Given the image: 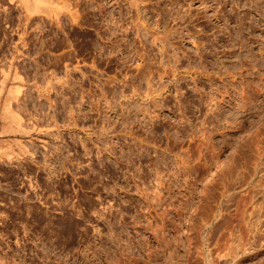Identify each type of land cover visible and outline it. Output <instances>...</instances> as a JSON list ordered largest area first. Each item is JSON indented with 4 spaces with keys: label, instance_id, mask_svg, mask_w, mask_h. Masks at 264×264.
I'll list each match as a JSON object with an SVG mask.
<instances>
[{
    "label": "rangeland",
    "instance_id": "1",
    "mask_svg": "<svg viewBox=\"0 0 264 264\" xmlns=\"http://www.w3.org/2000/svg\"><path fill=\"white\" fill-rule=\"evenodd\" d=\"M133 1L46 0L61 8L64 29L42 13L30 17L31 25L48 23L46 33L52 25L70 46L45 45L41 55L51 61L23 69L39 56L31 46L34 27L22 37L16 20L11 24L19 0H0L9 48L15 43L24 54L14 61L23 91L11 102L22 133L12 134L0 116V264H264V209L258 233L241 227L254 220L255 203L236 211L237 197L223 202L225 217H208L223 223L199 229L214 207L207 199L220 191L210 187L211 176L237 159L242 142L230 114L233 38L240 27L257 40L251 46L258 57L264 0ZM0 58V82L7 74L8 87L10 59ZM205 99L220 102L227 124L212 127ZM207 147L215 159L202 178ZM248 235L262 240L239 245Z\"/></svg>",
    "mask_w": 264,
    "mask_h": 264
},
{
    "label": "bare ground",
    "instance_id": "2",
    "mask_svg": "<svg viewBox=\"0 0 264 264\" xmlns=\"http://www.w3.org/2000/svg\"><path fill=\"white\" fill-rule=\"evenodd\" d=\"M10 1L12 2L13 0H10ZM131 2H132V0H131ZM131 2H129V3L133 4V6H134L135 0L133 1V3H131ZM137 4L138 3H136L135 6H137ZM18 5L24 11V15L21 16V14H23V13H20L22 11L20 9L21 11L18 12L20 15L17 13L16 16H11V24H14V20H16L17 26L16 25L15 26L21 27L20 28L21 30L19 29V27H18V29L22 32V33L20 32L22 37H24V35L28 33L27 32L28 27L30 28L33 25V24L31 25V23H30L31 22L30 17L33 18L32 15H35L38 13L39 14L42 13L43 15L46 14L45 16H48V17H49V15H51L50 16L51 18L49 17L47 19V17H46V20H50V19L55 18L53 20V23L55 21V25H58V29L59 28H60V30L64 29L63 26L65 23L64 22L62 23L60 16H58V15H60L59 14V11L61 10L60 7L55 6L53 8L52 6H50L51 4L46 2V0H19ZM12 6H13V4H12ZM64 7H67V4ZM16 8H17V6L14 9H16ZM64 9L68 10V8H64ZM70 13H69V15H70ZM72 13H73V11H72ZM72 13L70 15V18L68 16V19H67L68 22L71 24L76 23L75 21H77L76 20L77 15L75 13H73V14ZM11 15H12V12H11ZM5 16L7 17L8 15L5 14ZM5 18H4V21H5ZM8 18H10V14H9ZM8 18L6 19L5 22L10 23V20H8ZM38 19H39V21H41V20L45 21L44 18H37V20ZM33 22L35 23L34 25L36 26V20L35 19H34V21H32V23ZM48 22H50V21H48ZM42 23H44V25H45L46 22H41L39 24L41 26H36V27L32 26V27H34V31L30 37L32 39L31 46H33V51L35 54H38L39 56L32 59V62L27 61L28 63H23V64L21 62V64H22L21 67L23 69L28 68V66H30V63L35 67L42 68L43 64L45 65V62L47 63V62L51 61V59H47V57L45 58L44 55H41V51L45 45H48V46L52 45L53 48H59L61 45L64 46L65 44L67 46H70V42L66 43V41H63V39L59 36L60 30H58V29L56 30L55 27H51L52 26L51 25L49 27L47 33H46L43 31L44 28H42V26H44V25H42ZM252 23L250 24V26H252ZM46 24H48V23H46ZM255 24L256 23L254 22V25ZM37 25H38V22H37ZM25 26L26 27L28 26V27L26 28ZM35 30H37L39 34H41L42 32H44L46 34H43V36H41V35L38 36V33H36ZM14 31L16 33V30H14ZM8 32L9 31L7 30V28L6 29H5V27L3 28L1 23H0V33L2 35H4V37H1L3 40H0V56H3V58H4V56L6 58L9 57L10 62L9 61L8 62L10 64L8 65V67H11V85L6 87L5 81H6V78L8 77V75L5 73H4L3 78L0 82V94L3 92V95L0 96V99H3V101L0 103V116L4 120L3 122L6 121V124L8 126L7 128H11L10 132L12 134H16V133H22L23 129H22V124H21V117L13 109L11 102H12V99L17 100L18 99L17 97L23 91L22 90L23 87L20 86V84H22L21 83L22 78L20 75L17 74V70L15 67L17 64H14V61L18 58L17 56L22 54L21 53L22 49L19 47V45L15 44V43L13 44L14 45L13 47L11 45V48H9V45H10L9 43H10V39H11L10 37H12V36H9L10 34ZM48 35H50L49 39L52 42H49L46 44L45 40H46V37ZM233 39H234V45L233 44L232 45L236 47V52H234L235 51L234 50L233 51L234 53L230 54V57L233 59L232 62L233 61L234 62L232 63L230 61L231 59L229 61L233 65V68H234L233 76L234 77L236 76V80H235V83L232 84L233 85L234 105L232 107L233 111L232 112L229 111V112H231L230 113L231 115L233 113L231 125H233L235 133H237L236 135L245 136L247 133H249V135L248 136L246 135L245 137L242 136V139H241L242 142H239V145H238L239 147H238V149H236V150H238L237 151L238 157L235 156L237 159L230 160L229 163L226 165L225 169L224 168L220 169L218 172L216 171L217 173L214 177L211 176V180L209 182L210 187L212 186L213 189H215V190L219 189L220 191L217 194V196L216 195L214 197L208 196V198L210 197L209 198L210 200L207 199V202L208 201L213 202L214 205L212 203V206H214V207L213 208L207 207L208 213L206 212L207 214L204 215L205 217L203 216L204 220L202 219V221L204 223L201 225V227H199V229L203 230L202 228L205 226H208L209 228H212V229H214V228L217 229V227H219V225H220L221 220H222L221 223H223V219H220V221H219V219H217L218 222L216 221L215 223H213V219H215L217 216H219V218H220V216L223 218L225 217V215H223V216L220 215V213L223 212L222 211L223 202L228 204L227 202L232 201V203H233L234 198L237 197L236 198V200H237L236 206H238V208H235L236 211H237V209H239V207L242 208L241 210L244 211L246 207H250L252 203H255L254 204V212L257 211V213L252 212V214H254V220L250 221L249 223L243 222V225L241 224V227L243 228V227L247 226L251 230L253 229L258 233L260 230V227L263 225L260 221V215L258 213L260 210L264 209V119L261 123H260V121H257V123H255L256 122L255 119H256V117L260 118V116L264 113V48H259V49L257 48V50H259L260 52H259V55L257 54L258 57L256 58V55L254 53L255 49L253 51V48H252L253 45L252 44H254L257 40L256 41L254 40L255 41L254 42L251 39H248L242 33L240 27L237 29L236 34H235V38H233ZM19 40H21L20 37H19ZM22 40H24V38ZM24 42H25V40L22 41L21 43H19L20 46L23 45L22 47H25L28 45V47H29L30 43L28 44V43H26V42L24 43ZM16 43H17V41H16ZM11 44H12V42H11ZM89 44L90 45L92 44L94 47H96L95 41H93V40H91V42ZM3 45H8V48H6L5 51H4V49H2ZM28 47H27V55L25 54L26 56H29V52L31 50ZM18 48H20V49H18ZM101 49H103V48H101ZM22 55H24V54H22ZM213 56H216V54H214ZM217 56H219V55H217ZM20 57H19V59H20ZM223 57H226L224 53H223L221 58H223ZM22 58H23V56H22ZM25 60L26 59L23 58L22 61L24 62ZM210 60H213V59H209V61ZM218 60H219V63H221L220 59H218ZM57 61H58V59H57ZM57 61L54 60L52 62L57 63ZM209 61H207V62H209ZM0 62H1V60H0ZM16 62L18 63V61H15V63ZM227 64H229V63H227ZM213 65H215V67H216V64H213ZM222 66L224 67L225 65L222 64ZM213 68L211 67V69H213ZM204 69H206V68H204ZM227 69L229 70V68H227ZM207 71L208 70H206V72ZM204 72H205V70H204ZM43 73L44 72L42 71V74ZM15 81H20V83L18 84ZM216 90L217 89H215V91ZM105 94H106V92H105ZM207 98H209V97H207ZM201 101L202 100H200L201 105H203V103L205 104V102L207 105H210L212 103L211 107L208 109L211 112V115H209V117L207 118L210 121V124H215V125H212V127L214 126V128H217V126L221 122V120L226 121V118L221 119L219 117L220 115H224V113L226 112V111H221V108L223 106L219 104L220 102L215 101V99H205L204 102H201ZM222 101H223V99H222ZM254 117H255V119H254ZM259 118H257V119H259ZM206 122H207V120H206ZM226 124H227V121H226ZM3 127L5 128V126H3ZM252 128L254 129L253 132L250 131ZM244 148H247V151L241 152V150ZM212 149H213V146H212ZM7 152H8V150H7ZM210 152H211V150H209V148L207 147L206 152L202 156L203 158L201 157L202 161L203 160L204 161H203V163H201L199 165L200 166L199 169L197 168L199 175H201L202 178H205L209 175L210 165L213 164L212 162L215 159V158H213L214 157L213 153H211V156H209ZM201 153H203V152H201ZM8 156H10V155L8 154ZM197 165H198V163H197ZM213 193H212V195H213ZM215 197L216 198L218 197V199H215ZM253 199H255L256 201H253ZM247 205H249V206H247ZM255 205H257V206H255ZM207 206H209V204ZM226 206L227 205H224L225 208H226ZM225 208H224V212L226 210ZM238 211H240V210H238ZM241 212L242 211H240V215H239L240 217H241V214L243 213V212L242 213ZM261 212H263L262 214H264V210H262ZM222 214H224V213H222ZM211 216H213V219L211 218L212 220H211V222H209L208 217H211ZM229 223L231 224L232 220H231V222L229 221ZM223 225H226V224L224 223ZM227 226L228 225H226V227ZM223 227H225V226H223ZM242 228H240V229L242 230ZM243 230H246V232L248 231L246 228L245 229L243 228ZM241 238H242V239H240L241 241L239 240L240 241L239 245L241 244V246H244V247L247 244L251 245L253 243L259 242L261 239L259 237H254L251 235L247 238H245V237H241ZM208 239H210V238H208ZM224 239H226V238H224Z\"/></svg>",
    "mask_w": 264,
    "mask_h": 264
}]
</instances>
